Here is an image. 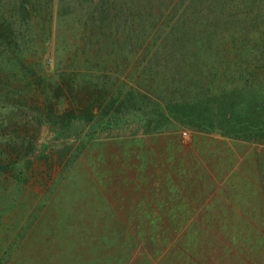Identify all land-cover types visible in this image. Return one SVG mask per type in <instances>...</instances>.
<instances>
[{
	"label": "rangeland",
	"instance_id": "374dc122",
	"mask_svg": "<svg viewBox=\"0 0 264 264\" xmlns=\"http://www.w3.org/2000/svg\"><path fill=\"white\" fill-rule=\"evenodd\" d=\"M259 57L264 0H0V159L34 168L0 264H264V134L160 118L254 91Z\"/></svg>",
	"mask_w": 264,
	"mask_h": 264
},
{
	"label": "trees",
	"instance_id": "16d2710c",
	"mask_svg": "<svg viewBox=\"0 0 264 264\" xmlns=\"http://www.w3.org/2000/svg\"><path fill=\"white\" fill-rule=\"evenodd\" d=\"M174 4L175 2L173 1L171 7ZM181 12L183 14L184 10ZM252 67V75L255 83H257L254 91L245 92L236 89L228 93L210 95L195 102L168 101L164 105V110L160 111V118L165 121H168L170 117L184 120L192 126L202 124L206 129L218 131L226 136L244 134L249 130H255L259 134H264V57L254 58ZM63 76L62 74V79ZM14 94L16 93H13L11 90L5 91V99L7 100L9 98L8 101L11 100L12 102L11 114H14L16 109L25 107L24 101L11 97ZM53 96H49L48 94V98L52 97L53 99ZM44 102L45 105L43 108L40 106H32V108L41 120H48L47 115L49 116L50 112L48 110V100ZM92 119L93 116L89 119L87 118L86 121L91 122ZM32 150L33 148H30V146L23 148L19 145H12L10 146V150L7 151V154L6 151L4 152L3 160L1 161L0 159V164L4 166L3 171L0 172V175L3 174V177L0 178V205L6 203H10L9 205H11L17 200L15 196H12L10 191L6 192L5 189L8 188L7 186L9 184L12 182L21 184L31 173L34 174L33 167L26 168L25 165L20 163ZM44 160H47V158L44 157ZM3 161H7V163H3ZM14 163L19 164V167L15 172L16 174L9 175L6 172L12 168ZM15 188L19 190L20 186L16 185Z\"/></svg>",
	"mask_w": 264,
	"mask_h": 264
},
{
	"label": "built area",
	"instance_id": "2783aa9c",
	"mask_svg": "<svg viewBox=\"0 0 264 264\" xmlns=\"http://www.w3.org/2000/svg\"><path fill=\"white\" fill-rule=\"evenodd\" d=\"M184 135H186V133L184 132Z\"/></svg>",
	"mask_w": 264,
	"mask_h": 264
}]
</instances>
